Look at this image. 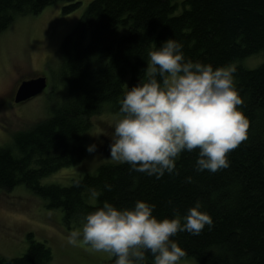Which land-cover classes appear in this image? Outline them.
I'll use <instances>...</instances> for the list:
<instances>
[{
	"label": "trees",
	"instance_id": "obj_1",
	"mask_svg": "<svg viewBox=\"0 0 264 264\" xmlns=\"http://www.w3.org/2000/svg\"><path fill=\"white\" fill-rule=\"evenodd\" d=\"M59 1L65 3L64 14L80 5L78 0H0V34L16 16L36 15ZM168 38L183 42L186 58L214 66L264 53V0H91L61 45L70 98L10 146L0 147V188L24 186L49 208L61 210L68 225L82 224L105 200L119 207L146 200L156 205L158 218L183 215L200 200L213 226L199 235L183 231L172 237L186 250L184 258L198 264H264V61L254 69L235 65L244 101L239 107L249 129L248 138L228 154V168L197 172L192 151L177 159L178 174L159 179L130 171L126 163H105L69 185L44 183L86 157L82 140L91 118L105 107L119 112L124 92L144 78L149 49ZM187 176L192 182H185ZM28 241L23 256H0V264H51V247L31 235Z\"/></svg>",
	"mask_w": 264,
	"mask_h": 264
},
{
	"label": "clouds",
	"instance_id": "obj_2",
	"mask_svg": "<svg viewBox=\"0 0 264 264\" xmlns=\"http://www.w3.org/2000/svg\"><path fill=\"white\" fill-rule=\"evenodd\" d=\"M147 55L144 78L119 100L108 158L156 179L178 174L182 152L197 153V172L228 168V154L248 138L249 129L239 107L244 101L235 82L236 66L186 58L183 42L174 38ZM96 147L92 143L86 150L93 153ZM192 180L185 177V182ZM97 194L91 190L93 197ZM155 207L143 199L125 207L105 200L68 233L67 242L108 253L115 257L113 264H147L146 253L152 264H178L187 252L172 237L183 231L199 235L205 226L212 228L213 218L200 200L171 217L158 218Z\"/></svg>",
	"mask_w": 264,
	"mask_h": 264
},
{
	"label": "rangeland",
	"instance_id": "obj_3",
	"mask_svg": "<svg viewBox=\"0 0 264 264\" xmlns=\"http://www.w3.org/2000/svg\"><path fill=\"white\" fill-rule=\"evenodd\" d=\"M78 1L79 7L67 14L62 11L65 3L59 1L36 15H18L0 34V147L10 146L15 136L32 130L68 102L71 94L64 77L61 45L91 0ZM263 61L264 53L260 52L233 64L254 69ZM38 77L47 80L45 92L14 103L12 97L21 82ZM113 110L105 107L94 115L91 127L83 135L86 148L95 143L96 151H87L79 164L58 170L44 183L69 185L74 178L95 173L101 164L114 163L108 158L109 145L119 112ZM48 203L22 185L11 190L0 188V256H23L31 235L33 240L44 241L51 247V264H105L111 259L108 253L95 252L88 245L69 244L68 233L82 224L68 225L62 220V211L49 208ZM178 264L198 262L184 258Z\"/></svg>",
	"mask_w": 264,
	"mask_h": 264
},
{
	"label": "water",
	"instance_id": "obj_4",
	"mask_svg": "<svg viewBox=\"0 0 264 264\" xmlns=\"http://www.w3.org/2000/svg\"><path fill=\"white\" fill-rule=\"evenodd\" d=\"M47 88V80L45 77L33 78L21 82L15 93L14 100L16 103L28 101L40 94Z\"/></svg>",
	"mask_w": 264,
	"mask_h": 264
},
{
	"label": "flooded vegetation",
	"instance_id": "obj_5",
	"mask_svg": "<svg viewBox=\"0 0 264 264\" xmlns=\"http://www.w3.org/2000/svg\"><path fill=\"white\" fill-rule=\"evenodd\" d=\"M45 90H46V89H45ZM12 99H13V102L16 103L15 100H14V96L12 97Z\"/></svg>",
	"mask_w": 264,
	"mask_h": 264
}]
</instances>
